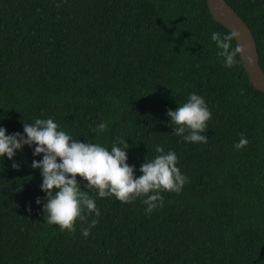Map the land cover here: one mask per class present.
<instances>
[{
  "label": "trees",
  "instance_id": "16d2710c",
  "mask_svg": "<svg viewBox=\"0 0 264 264\" xmlns=\"http://www.w3.org/2000/svg\"><path fill=\"white\" fill-rule=\"evenodd\" d=\"M227 2L251 29L264 70V0ZM212 31L229 32L207 0H0L8 134L51 117L81 142L110 149L126 140L137 177L156 144L176 153L187 177L145 214L143 197L99 198L78 176L100 214L61 231L43 219L41 175L30 167L42 155L25 145L0 159V264H264V93L241 58L223 66ZM193 92L212 114L206 143L174 135L166 115ZM242 137L248 144L236 149Z\"/></svg>",
  "mask_w": 264,
  "mask_h": 264
},
{
  "label": "clouds",
  "instance_id": "9594fccd",
  "mask_svg": "<svg viewBox=\"0 0 264 264\" xmlns=\"http://www.w3.org/2000/svg\"><path fill=\"white\" fill-rule=\"evenodd\" d=\"M210 39L219 49L217 55L223 58V66L231 68L240 63L245 47L238 43L240 33L229 31L220 33L212 31ZM237 41L233 46V41ZM249 63L251 58L247 57ZM170 125L174 135L181 136L185 142L206 143L202 133L206 131V122L211 118V112L205 99L193 92L186 102L178 105L175 110H167ZM97 131L102 133L107 123L101 122ZM81 142L60 128L53 118H37L34 122L23 124V133L8 134L0 126V159L7 157L12 160L18 150L24 146L35 147L34 157L41 156L39 161L33 160L30 167L38 169L41 175L40 190L45 194L46 203L42 205L43 219L50 225H58L61 231H75L76 221L85 219V212L99 215L94 198L87 194L88 190H95L97 197L114 196L122 203H129L137 198L146 205L145 214L163 207L162 191L180 192L187 177L177 167L178 158L174 151L156 144L154 158L146 159L141 164L138 177L134 175L136 169L127 163L126 149L128 143L120 139L107 148L100 143ZM248 144L246 138H241L234 144L241 149ZM20 165L13 162L12 168L19 170ZM86 181V188L82 190L77 177ZM35 203L41 204L39 197ZM45 213H47L45 217ZM95 225V221L89 226ZM89 228L82 229V235L88 237Z\"/></svg>",
  "mask_w": 264,
  "mask_h": 264
},
{
  "label": "water",
  "instance_id": "95a60500",
  "mask_svg": "<svg viewBox=\"0 0 264 264\" xmlns=\"http://www.w3.org/2000/svg\"><path fill=\"white\" fill-rule=\"evenodd\" d=\"M207 4L216 22L229 31H238L240 33L238 43L245 47L243 54L245 58L241 60L248 78L256 90L264 93V70L260 65L258 45L251 29L233 7L228 4L227 0H207ZM247 57L251 58V63H249Z\"/></svg>",
  "mask_w": 264,
  "mask_h": 264
}]
</instances>
